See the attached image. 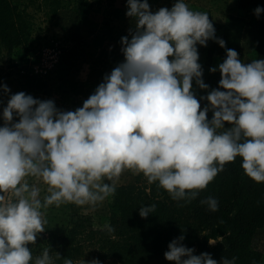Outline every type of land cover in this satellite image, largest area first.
<instances>
[{
  "label": "clouds",
  "instance_id": "1",
  "mask_svg": "<svg viewBox=\"0 0 264 264\" xmlns=\"http://www.w3.org/2000/svg\"><path fill=\"white\" fill-rule=\"evenodd\" d=\"M127 9L135 27L130 38L121 37L124 61L104 76L82 107L63 111L53 100L21 91L10 95L3 108L0 264H55L60 259L63 264H100L59 253L54 260L49 247L33 257L29 245L45 231L43 210L66 203L94 207L114 196L126 170L186 203L237 157L247 177L264 183V59L245 63L227 49L226 59L209 69L219 70V87L197 99L193 81L201 90L209 87L197 45L215 40L225 47L208 13L192 10L185 0L155 13L148 0H127ZM262 11L257 7L256 16ZM3 91L10 89L4 85ZM201 100L207 101L203 108ZM39 183L47 186L43 199ZM200 203L218 211L213 197ZM155 210V204L142 206L139 215L147 218ZM104 228L114 231L110 224ZM184 239L181 235L169 243L167 261L218 264L207 252L195 255ZM236 259L223 257L219 264H236Z\"/></svg>",
  "mask_w": 264,
  "mask_h": 264
},
{
  "label": "trees",
  "instance_id": "2",
  "mask_svg": "<svg viewBox=\"0 0 264 264\" xmlns=\"http://www.w3.org/2000/svg\"><path fill=\"white\" fill-rule=\"evenodd\" d=\"M59 0H51L58 6ZM237 8L245 15L227 14L223 21H212L215 36L225 41L222 48L209 40L205 49L208 74L205 83L210 89L219 87L220 72L209 69L213 57L226 59V50L234 49L242 62L264 59V36L255 44L254 55L244 60L241 52V33L246 24L264 28V11L259 17L255 9H264V0H236ZM31 23L24 8L13 0H0V50L10 52L15 47L31 46ZM1 81V74H0ZM32 81L25 87H33ZM96 89L77 87L75 94L89 97ZM222 90V89H221ZM0 115V126H3ZM227 126V125H226ZM242 158L227 163L215 179L190 203L174 201L158 183H149L142 175L132 182L116 187L110 196L107 223L114 229L109 233L104 226L95 227L85 215H74L63 234L49 231L40 233L35 244H30L33 257L42 254L45 247L55 260L56 253L73 261L92 260L100 264H173L164 253L169 243L184 235L182 242L195 249L194 254L207 252L218 264L223 257H236V264H259L261 254L252 245L256 230L264 225V183L247 177L241 167ZM208 197L218 200V211L212 212L200 201ZM155 204L156 210L141 218L139 208ZM216 244L210 245L209 240ZM55 264H63V259Z\"/></svg>",
  "mask_w": 264,
  "mask_h": 264
},
{
  "label": "rangeland",
  "instance_id": "3",
  "mask_svg": "<svg viewBox=\"0 0 264 264\" xmlns=\"http://www.w3.org/2000/svg\"><path fill=\"white\" fill-rule=\"evenodd\" d=\"M58 6L51 0H13L24 8L31 23V46L15 47L10 52L0 50V115L7 106L10 95L24 92L39 100H53L63 111H74L88 98L75 94L77 87L96 89L106 74L124 61L121 37L129 36L135 22L126 15L127 0H59ZM177 0H148L153 13L161 7H171ZM192 10L207 12L212 21H223L227 14L245 15L237 8L236 0H185ZM264 36V28L246 24L241 33V52L244 60L254 55L256 42ZM199 63L203 68V80L208 74L205 49L197 45ZM223 59L213 57L218 67ZM32 81L33 87H25ZM6 85L9 93L3 91ZM212 89L201 90L193 81L197 99ZM201 108L206 100H201ZM212 112L208 113V119ZM14 117V122H18ZM126 170L117 185L132 182L134 177ZM32 183V178H29ZM41 199L46 195V185L39 183ZM110 197L96 206H76L66 203L50 206L45 211V231L63 234L74 215H85L95 227L107 223ZM215 242V239H210ZM212 244V245H215ZM252 245L261 254L259 264H264V225L253 235Z\"/></svg>",
  "mask_w": 264,
  "mask_h": 264
}]
</instances>
